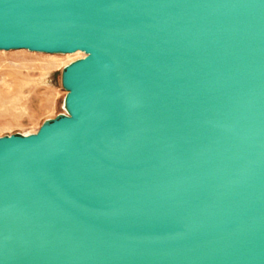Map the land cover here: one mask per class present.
Returning a JSON list of instances; mask_svg holds the SVG:
<instances>
[{"label":"water","instance_id":"95a60500","mask_svg":"<svg viewBox=\"0 0 264 264\" xmlns=\"http://www.w3.org/2000/svg\"><path fill=\"white\" fill-rule=\"evenodd\" d=\"M19 50L83 57L0 137V264H264V0H0Z\"/></svg>","mask_w":264,"mask_h":264},{"label":"rangeland","instance_id":"374dc122","mask_svg":"<svg viewBox=\"0 0 264 264\" xmlns=\"http://www.w3.org/2000/svg\"><path fill=\"white\" fill-rule=\"evenodd\" d=\"M75 54L49 58L24 50L0 51V137L35 133L44 121L63 113L60 74L83 57Z\"/></svg>","mask_w":264,"mask_h":264},{"label":"bare ground","instance_id":"6f19581e","mask_svg":"<svg viewBox=\"0 0 264 264\" xmlns=\"http://www.w3.org/2000/svg\"><path fill=\"white\" fill-rule=\"evenodd\" d=\"M35 54H37V53H35ZM75 55H82V53L80 54L79 52L78 53H76ZM65 57H72V56H74V54L73 55H64ZM47 57H49V58H54V57H56V56H51V55H48Z\"/></svg>","mask_w":264,"mask_h":264}]
</instances>
